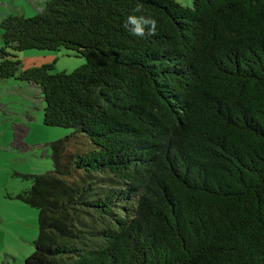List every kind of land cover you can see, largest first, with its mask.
Returning a JSON list of instances; mask_svg holds the SVG:
<instances>
[{
    "label": "trees",
    "instance_id": "trees-1",
    "mask_svg": "<svg viewBox=\"0 0 264 264\" xmlns=\"http://www.w3.org/2000/svg\"><path fill=\"white\" fill-rule=\"evenodd\" d=\"M0 27V78L71 128L52 169L23 174L22 264H264V0H43ZM27 48L85 61L21 69Z\"/></svg>",
    "mask_w": 264,
    "mask_h": 264
},
{
    "label": "rangeland",
    "instance_id": "rangeland-1",
    "mask_svg": "<svg viewBox=\"0 0 264 264\" xmlns=\"http://www.w3.org/2000/svg\"><path fill=\"white\" fill-rule=\"evenodd\" d=\"M177 1L192 5V0ZM42 7L43 0H0V20L8 13L32 16ZM17 54L21 69L53 62V71H71L85 61L64 48H27ZM43 105L41 90L34 83L17 77L0 78V264H22L33 250L38 209L17 196L31 183L23 174L52 169L49 142L71 130L44 124Z\"/></svg>",
    "mask_w": 264,
    "mask_h": 264
},
{
    "label": "clouds",
    "instance_id": "clouds-1",
    "mask_svg": "<svg viewBox=\"0 0 264 264\" xmlns=\"http://www.w3.org/2000/svg\"><path fill=\"white\" fill-rule=\"evenodd\" d=\"M129 20L133 21L136 24V27L131 29V34L134 36H144L145 32H144V28L141 26L140 21L135 20V18L133 17H129ZM141 20L143 21L144 25H149V31H154L155 30V26H156V20L152 17H141ZM125 27H127V23L125 25Z\"/></svg>",
    "mask_w": 264,
    "mask_h": 264
}]
</instances>
